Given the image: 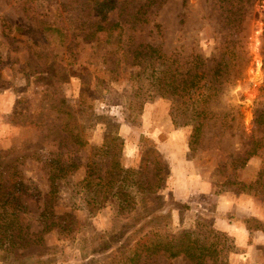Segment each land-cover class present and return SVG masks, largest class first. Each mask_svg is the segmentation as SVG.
<instances>
[{"label":"rangeland","instance_id":"374dc122","mask_svg":"<svg viewBox=\"0 0 264 264\" xmlns=\"http://www.w3.org/2000/svg\"><path fill=\"white\" fill-rule=\"evenodd\" d=\"M83 14L76 0H0V161L12 189L13 178L23 177L30 232L44 227L39 215L49 171L63 174L68 160L79 165L58 180L54 209L75 215L72 231L44 233L37 247L42 256L22 262L15 257L23 247L0 245V264H107L110 254L153 228L177 234L195 230L201 219L235 239L220 264H264V232H250L243 222L264 221V187L256 182L264 147L247 153L264 135L256 124L264 100V0H166L154 15L160 29L152 21L123 35L132 34L134 48L141 41L161 46L162 53L138 60L132 49L120 48L116 32L87 36ZM226 39L235 40L240 53L231 67L237 79L216 83L218 98L206 105L219 121H209L193 143L191 116L204 107L202 90L174 96L164 76L189 66L197 54L214 65ZM117 125L113 153L121 165L146 173L143 160L151 169L158 150L169 174L155 195L131 188L133 199L123 211L119 195L102 197L95 190L106 186L95 178L90 190L85 180L86 164L107 135L116 136ZM149 210H155L150 222L142 219ZM170 264L190 263L179 257Z\"/></svg>","mask_w":264,"mask_h":264},{"label":"trees","instance_id":"16d2710c","mask_svg":"<svg viewBox=\"0 0 264 264\" xmlns=\"http://www.w3.org/2000/svg\"><path fill=\"white\" fill-rule=\"evenodd\" d=\"M166 0H76L78 7L84 13L85 20L81 21L91 31L88 35H94L96 32L107 31L109 36L117 33L118 43L120 48H130L133 50L134 59L138 60L141 56L149 53H162L161 46H155L143 41L138 42L132 47V34H129L128 39L123 38V35L129 30L134 32L144 25L150 24L154 21V25L160 29V24L156 21L157 10L164 4ZM115 14L112 21H109L110 15ZM100 16V17H99ZM220 56L215 60V64L208 66L209 59H204L200 54L194 55V59L189 66L185 68L180 66L176 69L174 74L164 76L163 85L167 90H170L174 96H186L195 89L196 92L202 90V102L204 107L195 108L193 110L191 120L195 122L194 132L192 134V142H197L204 133V127L209 124V121H219L215 117V112L211 111L206 105L210 103L213 98H218V90L216 83L223 78L237 79V74L231 69L233 59L240 58L236 41L226 39ZM225 53L230 54L232 59H226ZM165 55V53H164ZM166 58L173 57L172 55H165ZM213 60V59H212ZM230 63H232L230 65ZM209 90V92L206 91ZM213 89H216L213 91ZM259 107L256 110V124L264 132V100L259 102ZM226 117V116H225ZM225 119V118H223ZM226 120V119H225ZM230 126V124H224ZM116 127V136L111 137L107 135L104 143L98 147V153H93V158L86 164V186L93 189L92 185L95 183L94 179H98L97 186H106L95 190L96 193L105 197L109 193L119 195L120 209L123 211L129 206L132 201V192L135 187L136 194H157L162 187V182L169 176L165 171V161L162 159L160 152L156 153V161L149 166L150 160H143L142 166L146 168V173L132 168H125L120 164V160L116 158L113 152L116 151V140L120 139L117 134L119 125ZM68 135L73 137H80L79 133H74L69 130ZM253 150L247 152L253 155L257 152L259 147H264V135L257 138ZM82 142V143H81ZM76 141V145L82 147L83 140ZM78 149V148H77ZM56 154L60 155L59 152ZM96 154V155H95ZM110 160H103L102 156H110ZM97 156V157H95ZM249 156L247 158H249ZM1 158V155H0ZM245 158L241 164H244ZM66 164L62 158L59 160ZM68 167L63 172L53 168L49 171L50 190L45 194L43 208L40 212L39 218L43 224L41 231L30 232V224L26 222V214L28 213L25 196H30L28 192L22 191L21 187H25L23 177L18 174L13 181L16 189L11 188L12 178L6 169L3 167V162L0 161V245L5 246L6 249L15 250L20 247L22 251L17 254L16 260L23 261L24 258L41 257L39 250L44 242L43 234L53 229L60 231L71 232L73 229L72 222L75 220V215L72 212H64L57 214L54 212L55 200L57 196V183L59 179L66 177L68 170L73 166L76 169L79 167L77 162H69ZM9 169V168H8ZM15 166L12 170H17ZM11 170V169H10ZM20 172V170H17ZM104 171V174L102 172ZM15 172V173H18ZM142 174V177L139 174ZM8 174V175H7ZM264 168L259 173L256 181L260 186L264 187ZM264 193V191H263ZM94 195V194H93ZM96 198L93 197V200ZM92 201V199H90ZM89 201V200H88ZM96 201V200H95ZM88 204H91L90 201ZM92 205H90L91 207ZM149 210L142 219L148 218V222L153 219L155 215ZM243 222L248 231H263L264 221L257 217H244ZM36 247L35 250L31 248ZM235 239L227 232L216 229L213 224L205 219L198 221L195 230H184L180 233L174 234L166 230L153 228L144 233L142 238L134 244L130 243L123 246L122 249L110 254L105 260L107 264H161L165 260L170 264L176 258H185L190 264H220L222 256L233 249H235ZM40 263H43L42 261ZM50 260H48V264ZM167 264V263H162Z\"/></svg>","mask_w":264,"mask_h":264},{"label":"crops","instance_id":"0c3cea01","mask_svg":"<svg viewBox=\"0 0 264 264\" xmlns=\"http://www.w3.org/2000/svg\"><path fill=\"white\" fill-rule=\"evenodd\" d=\"M246 228V227H245ZM247 230V229H246Z\"/></svg>","mask_w":264,"mask_h":264}]
</instances>
